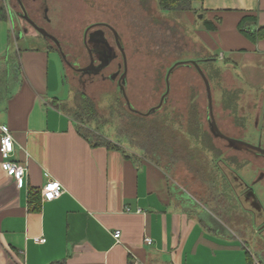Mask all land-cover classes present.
Returning a JSON list of instances; mask_svg holds the SVG:
<instances>
[{"label":"crops","instance_id":"obj_1","mask_svg":"<svg viewBox=\"0 0 264 264\" xmlns=\"http://www.w3.org/2000/svg\"><path fill=\"white\" fill-rule=\"evenodd\" d=\"M9 3L0 0V126L13 137L12 160L27 172L17 188L0 166V264H257L234 234L194 216L188 193L172 186L163 168L107 135L117 147L80 134L83 126L57 107L66 72L60 54L53 56L59 49L46 41L32 46L37 37L28 31L19 48ZM191 9L215 26L199 34L209 45L218 37L222 51L214 57L226 61L223 72L239 82L227 65L236 67L233 55H240L255 78L264 37L250 42L238 22L253 15L256 23L244 27L264 30V0H196ZM49 180L63 192L43 200ZM33 193L37 208L29 204Z\"/></svg>","mask_w":264,"mask_h":264},{"label":"rangeland","instance_id":"obj_2","mask_svg":"<svg viewBox=\"0 0 264 264\" xmlns=\"http://www.w3.org/2000/svg\"><path fill=\"white\" fill-rule=\"evenodd\" d=\"M9 2L16 22L19 48L22 45L20 30L26 27L37 37L31 42L32 46H44L46 41L57 49L53 41L39 34L23 19L17 0ZM23 2L34 22L56 37L65 56L64 60L59 50L53 54L55 58L59 53L66 67L58 91L63 100L57 107L71 117L90 100L98 116L96 120L88 121L92 129L122 144L129 155H141L163 168L170 184L190 195L183 193L193 205L194 216L202 218L207 225L221 230L225 228L224 231L234 234L257 264H264V190L253 181L258 170L256 165L262 162L255 161L253 171L247 166L238 169L242 180L252 186L247 200L239 203L237 193L233 194L231 189L224 187L218 155L223 144L211 131L205 85L192 63L174 67L168 77L169 89L162 104L145 116L160 103L167 89L168 70L179 61L200 60L198 66L210 83L213 117L218 127L250 142L264 143L260 114V102H264V63H257V76L250 78L251 67L242 61L240 55H233L237 65H227V69L239 82L234 80L222 70L226 61L214 57L222 51L218 37L212 35L210 45L201 39L199 32L206 29L207 18H199L201 13H161L157 0ZM100 23L110 25L117 32L127 63L122 80L124 92L130 107L142 114L131 111L126 104L118 85L119 75L114 76L118 65L122 70L120 74L123 72V59L112 30L100 26ZM89 26L92 29L86 35L87 45H84L85 31ZM95 34L102 36L93 37ZM90 51L95 55V64L92 69L77 73L76 68L88 66ZM111 58L114 59L109 63ZM206 58L213 59L211 66L201 61ZM217 67L220 68L218 75ZM224 90L237 92L234 108L223 106L222 100L227 96L223 94ZM190 104L196 108L202 131L209 135L210 139L205 138L204 143L191 135ZM230 153L234 152L227 151L231 158ZM243 153L240 157H245Z\"/></svg>","mask_w":264,"mask_h":264},{"label":"flooded vegetation","instance_id":"obj_3","mask_svg":"<svg viewBox=\"0 0 264 264\" xmlns=\"http://www.w3.org/2000/svg\"><path fill=\"white\" fill-rule=\"evenodd\" d=\"M17 1H18L20 8L23 7L26 14L28 15V17H30L28 12H27V9H26V6H25V3L23 2V0H17ZM36 2L41 3V2H44V0H35V3ZM43 11H45V8L43 9ZM22 13H23V11H22ZM30 19H32V18L30 17ZM100 24H106V23H100ZM100 26H103V25H100ZM104 27H106V26H104ZM106 28H108V27H106ZM91 29H92V26H89L88 28H86L85 35H84V39H85L84 42L86 41V35H88V32ZM22 31L27 32V28L26 27L22 28L20 30V32H22ZM101 36L102 35H96L95 34L93 37L100 38ZM84 45H87V44L84 43ZM93 56H95L93 54V51H90L89 52L90 60H89L88 66L91 65V69L96 62V58H94ZM114 58H111L109 63H111ZM97 60H99V59H97ZM68 65H70L71 68H74V66L70 62H68ZM120 68L121 67H119V65H118L117 71L114 74L115 77L117 75H119V79H120V76L123 74V72L120 74V71H122V70H120ZM76 69H78V68H76ZM123 70H124V67H123ZM79 72L80 71L77 70V73H79ZM119 79H118V81H119ZM118 85H119V83H118ZM260 114H261V119H262V126H264V102L262 104V109H261ZM209 121H210L209 125L211 127V131L214 132V128H213L211 119H209ZM217 127H218V125H217ZM218 129L224 135L223 137L218 136L219 139H221L222 144H223V147L219 148V165H220L219 170L221 172V176H222V179L224 181V187L231 189L233 191V194L237 193L236 198L239 201V203H244L247 200V197L250 196V193L252 191V188H251L252 186L251 185L248 186V184H246V182L244 180H242L241 175L238 172V169L242 168L244 166H247L250 171L251 170L253 171L252 166L256 165L255 161L262 162L261 164L256 165V167H257L256 169H258V170L256 171V173L254 175L255 178H253L254 179L253 181H254V183L257 181L256 183H259L262 190H264V143H262L263 141H257V143L250 142V141L246 140L243 136H242L243 137L242 138L240 135H237L234 132H233V134H229V133H227L229 131L226 128L225 129L227 132L224 130V128L221 129L220 127H218ZM238 141H242V142L247 143V144H242ZM238 145L243 147V149H241L240 147L238 148ZM227 151H229V152L233 151L234 152V154L230 153L232 156L231 158H230V156H228L226 154ZM242 151L244 152L243 154L245 155V157H240ZM240 197L242 198V200ZM223 211L225 212V209H223Z\"/></svg>","mask_w":264,"mask_h":264},{"label":"trees","instance_id":"obj_4","mask_svg":"<svg viewBox=\"0 0 264 264\" xmlns=\"http://www.w3.org/2000/svg\"><path fill=\"white\" fill-rule=\"evenodd\" d=\"M193 1H196V0H157V3H158L159 11L161 13L165 12L167 14V13H172V11H175V12H188V11H191L192 10L191 9V4H192ZM256 20H257L256 16L244 15L240 19V21L238 22V30L243 35L248 37L252 42H255L258 39L264 37V30L263 29L259 28L256 31H250V30H248V29H246L244 27L245 24L248 21H250L252 23H256ZM100 25H102V24H100ZM206 28H207V30H214L215 26L213 24H211L210 22H208ZM199 61L200 60H196L195 62L197 64H199ZM201 61H206L211 66L213 59L212 58H206V59H203ZM189 63H190V60L189 61L186 60L183 63H180L178 65L189 64ZM176 66H174V67H176ZM174 67H173V69H174ZM218 68L219 67H217V70H216V74L217 75H218V71H219ZM217 75H215V76H217ZM205 90H206V88H205ZM223 94H225V95L227 94V96H225L224 100H222L223 106L226 107V108H234L235 107V103H236L235 101L237 99L236 97L238 95L237 92L236 91L224 90ZM206 95H207V93H206ZM260 104H261L260 106H262L261 102H260ZM207 106H208V104H207ZM190 116H191L190 124L192 126V130H190L191 135H193L194 138H196L197 140H201L203 143L206 141V139L209 140L210 138H209L208 133L202 131L201 124L199 122V115L197 114L196 108L194 107L193 104H190ZM97 117H98L97 116V111H96V109L94 107V104L91 103L90 100L87 101V103H86V105L84 107L77 109L74 112L73 116H72V118L76 122H78L79 124H81L83 126V127L78 126L80 134L83 137L89 139L92 142V144H94V145H105L107 147H117L113 141H111V140L107 139L106 137H104V134L101 133L99 130L92 129V131H91L87 127V126H89L88 125V121L96 120ZM209 119H210V117L208 118V122H210ZM214 135H215V137L219 138L215 133H214ZM211 147L213 148V145H211ZM218 155H219V153H218ZM36 195H38V194L37 193H33V194H31L29 196V204H30V206L32 208H37L38 207V202L39 201H38V197H36Z\"/></svg>","mask_w":264,"mask_h":264},{"label":"built area","instance_id":"obj_5","mask_svg":"<svg viewBox=\"0 0 264 264\" xmlns=\"http://www.w3.org/2000/svg\"><path fill=\"white\" fill-rule=\"evenodd\" d=\"M0 166L5 174L15 181L17 188H21L24 183L27 168L24 165L12 160L14 150V140L7 126H0ZM43 200H53L58 198L62 192V185L56 180H49L40 190ZM120 233L117 231L113 237L118 238ZM37 243L44 242L45 239L41 237L34 238ZM144 242L151 244V239L148 237L144 238Z\"/></svg>","mask_w":264,"mask_h":264},{"label":"water","instance_id":"obj_6","mask_svg":"<svg viewBox=\"0 0 264 264\" xmlns=\"http://www.w3.org/2000/svg\"><path fill=\"white\" fill-rule=\"evenodd\" d=\"M21 9H22V11H23V19L26 20V21H27V22H28V23H29V24H30V25H31V26H32V27H33V28H34L39 34H41V35L45 36L46 38L50 39L51 41H53V42L55 43V45L57 46V48L59 49V52H60V54L62 55L63 59L65 60L64 53L62 52V50H61V46H60L58 40L56 39V37H54L51 33H49L45 28H43V27H41V26H38V25H37L32 19H30V17H28V15L26 14V12H25V10H24L23 7H21ZM201 17H202V15H199V18H201ZM102 25H104V26H106V27H108L109 29L112 30L113 35H114L115 43H116L117 48H118V50H119V52H120V54L122 55V58H123V67H124V70H123V74L120 76V79H119V81H118V83H119V85H120V89H121V91H122V95H123V97H124V99H125V101H126L127 106L129 107V109H130L131 111H134V112L140 113L139 111H136L135 109H132V108L130 107V104H129L128 98L126 97V94H125V92H124V87H123L122 82H121L122 79H123V77H124V75L126 74V71H127V63H126V55H125V52H124V50H123V48H122V46H121V44H120V40H119V38H118L117 32L115 31L114 28H112V27H111L110 25H108V24H102ZM84 40H85V39H84ZM84 43L86 44V41H85ZM183 62H184V61H179V62L175 63L174 66H176V65H178V64H180V63H183ZM190 63H192V64L195 66V68L197 69V71L199 72V74L201 75V77H202V79H203V81H204L205 88H206V93H207L208 112H209V117H210V119H211V121H212V125H213V128H214V133H215L217 136L223 137L224 135L219 131V129H218V127H217V124H216V122H215V120H214V117H213V111H212V94H211V88H210L209 81H208L207 77L205 76V74L202 72L201 68L198 66V64H197L195 61H190ZM174 66H173V67H174ZM173 67H171V68L168 70V72H167V75H166L167 89H166L164 95L161 97L160 103H159L156 107L151 108V109L145 114V116L148 115V114H150L151 112L155 111L156 109H158V108L160 107V105L162 104L163 98H164V96L167 94L168 89H169V86H168V77H169V75H170V73H171ZM89 69H91V65L85 67L84 69H76V70H78V71L81 72V71H86V70H89ZM140 114H142V113H140ZM238 142H240V143H242V144H247V143H244V142H242V141H238Z\"/></svg>","mask_w":264,"mask_h":264}]
</instances>
